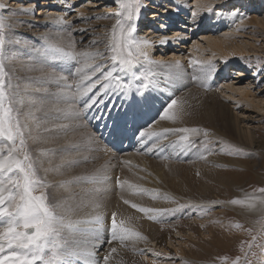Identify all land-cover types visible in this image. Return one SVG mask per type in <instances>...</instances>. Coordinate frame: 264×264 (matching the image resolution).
Listing matches in <instances>:
<instances>
[{
	"label": "rangeland",
	"instance_id": "1",
	"mask_svg": "<svg viewBox=\"0 0 264 264\" xmlns=\"http://www.w3.org/2000/svg\"><path fill=\"white\" fill-rule=\"evenodd\" d=\"M8 1L18 3V0H8ZM19 1L24 2L26 0H19ZM74 1L76 2H73L74 3L72 4L73 7L70 9L68 13V17L65 19L67 23L64 24L60 30L55 28V26L43 27L40 24L39 26L37 22L35 23L32 22L31 20H28L29 17L31 19L41 18L43 16L42 14L49 13L50 12L49 10H53L56 8L60 9L61 7L58 6V4H52L51 6L49 5L36 6L34 9L37 14H33V16H29L28 11L27 12L20 11V8H17V5L11 6L6 10L4 8H0V16L5 17L6 19V28L4 30L5 45L3 50V60H4L5 70L8 73L7 80L10 81V83L13 85L12 91L15 92L19 98V87L17 86L18 85L17 79L21 78L20 76H22L20 65H26V70L29 69V71L25 73V77L30 78V81L33 82V84L35 85V88L33 89L30 97V101L31 99L34 98L33 100L35 103H37L36 105L40 106V110L37 109L38 110L37 112L38 114L39 112H41L43 116L40 115L39 117L41 119L45 118L46 121L48 120V124L55 123L61 125L59 129L60 131L56 129L57 131L56 132L54 129H52L54 130V132H56L53 134L52 133L43 134L40 131L37 132V134L31 133L32 137H34V135L36 137V139H32L31 137L28 138V147L33 157L41 158L42 156H48L49 152L50 151L52 152L53 149L55 153H58L57 155L69 154V156H73V157L77 156L79 158H82L80 159L81 164L79 165L77 164L76 166H72L71 168L75 170L81 168L82 170L79 169L82 172V174L80 175H82L83 177L96 178L95 182L85 181V180L76 181L77 179L75 180V183L78 186H83L81 189L84 191L85 189L88 191L91 190L94 191L96 188H100V187L104 189L108 188L109 184H106L107 181L106 177H108L109 174L112 175V172H113L112 175L113 178L111 179V177L109 176L110 177L109 181L112 180L113 183L114 180L113 184H115V188H117L118 186H119L118 188H120V185L122 184V181L124 179H129V180L132 179V181L134 183L136 182L135 184L137 185L139 183L140 184L139 187H142V189L146 190L143 191L144 194L143 192L141 193V191H138L140 190V188L137 187L135 188L136 195L133 198L131 197V195L128 196V194L125 195L124 193H121V195L122 196L124 195L126 197L121 198L122 196L115 192L117 195H120L118 196V198L117 195L114 193L113 194L114 197H111L113 196L111 195L107 199L105 197L99 199V201L103 200V202L111 203L112 207L109 208L110 212H112V214L116 213V218L118 219L117 220L118 222L123 220L125 221L126 226L129 225V227H135L140 223V221H144V220L142 219V217L139 216L140 214L139 215L135 214L136 208H133L131 206L132 204H134L133 199L139 200L140 195L143 194L145 196L147 190L149 192L150 190L157 189L156 191L163 190L161 192H164L163 188L158 187L159 184L154 178L155 175H157L156 168L155 167L153 168L152 165L148 164L147 160L149 161L158 160L159 162L162 161L161 163L163 164L161 165H163V167L165 168V169L162 168V170H165L166 172L171 171L169 173L170 174L169 177H173L172 179H176L177 181H180V180H184L183 177H184V173L186 172L184 170L185 168L188 171H190V169H195L196 166L199 163H201L200 162L201 160H199L198 157L200 156L201 146H203L205 148V153H206L205 155L207 160L209 162L215 160L217 162V165L220 167L219 170L223 171L224 175L229 177L231 184L234 185L232 188H230L228 185L224 184L225 193H222V195L217 196V198H223L220 199L221 206L215 207L210 205L209 203H204L205 205L203 206L205 207L201 208L202 209L201 211L195 204H191V207L186 206V204H182L186 206L182 208L180 207V205L178 206L176 205L177 209L179 210L178 211L176 210L177 216L176 215H173L174 217L171 216L173 217L172 219L166 220L161 218L160 215H159L160 218L159 216H157L158 220L161 221V223H164L165 227L168 226L170 228V231H172L173 234L176 236L175 237L176 239L173 241L174 244H171L169 242L170 239L167 238L165 240V243H163L162 245L160 244L156 245V243L152 241L149 243H143L141 245L142 248L140 249L138 245L134 244L132 240H129L127 242H122L121 249L125 251L124 252L125 254L127 252V255H131V256L134 255L135 259H133V261L130 264H234V261L238 257L241 260V264H244L245 258H247V260H250L251 264H260L264 253V214L263 215L260 214L256 216L251 215L248 217L246 215L243 216L242 214L243 208L239 204L232 203V201L235 199L240 200L243 195H247V194L248 195L264 194V192L261 191V189H264V114H263L264 110L260 111L259 109H256L254 107L255 103L253 105V102L251 103L250 99L245 100V102L243 101L244 103L240 102L238 100L239 98L238 94L240 93L235 90L233 91L228 90L226 86L221 83H223L224 81L226 82V84L232 83L235 88L246 87L250 90L249 92L250 97L253 98V96H256V100L264 98V26L258 23L250 22V19L254 17L255 18L258 17V19L260 17L264 18V0H233L234 4L231 6L230 9L237 8V10H239L238 18H241L242 22L239 23L238 21H236V24L231 25L230 20H225L219 26L217 25L218 28L216 30H221V32H226V33L227 32L232 33L233 35L236 36L235 40L237 42H244V43L247 42L246 45L248 52L242 54V56L236 60L233 57H228V58L226 57L223 59L217 57L211 60L210 61L211 69H212V65H214V69H217L218 71L216 70L215 73L214 72L213 73L211 72L212 74L210 73L211 75L215 74V76H217L216 78L214 77V80L210 81V84H208L209 83L208 81L210 80V77H208V75L206 77L207 79L204 77V75L203 76L201 75L202 80H204L205 82L203 81V83L197 84V80H198L197 76H199V74L202 73L200 72L199 68H194L189 63L191 56L193 58H199L204 61H209V59H207L210 57L209 50H205V52L202 53L200 52V54H197L196 52L192 51V47L194 44H196L197 41H199V43L203 42L201 40L202 38L201 35L203 33L202 34L199 33L202 31V29H204L203 28L204 21H202V23L200 24V26L203 25V27H200L195 25L196 21L194 22L192 21V19H190V21L188 19L187 21V19H185L186 20L185 22L191 23L190 25L187 24V26L189 27L185 31L190 35L188 37V40H186V43H184L183 47H181L185 55L187 54L190 55L189 57H185V60L187 61L188 64L187 66L188 82L190 81L191 83L189 85V88L191 86L197 89L199 88L198 90L203 91L201 93L200 91H197L196 94L194 93V96L204 101L206 99V95L209 96L210 94L209 91L214 90L217 93H220L219 95L221 98H225L223 100L220 98V100L226 103L228 106H230L231 109L238 112V115H241L242 117L245 118L247 117H251V119L253 118L254 121L249 120V122L251 121L249 125L251 126L254 132V136H255L254 142H248L249 140L246 141L245 139L239 138V135H237V133L235 132L225 133L224 128L218 125L210 126L203 123H201V125L185 123L184 121H186L187 118L190 119L189 117L192 116L190 115V112L192 110L191 108H189L191 106L190 103L188 107H185V109H183V114L179 119L176 120L159 119L160 114L167 105L165 103L163 107L157 109L158 111L156 113H155V108L146 111L147 114L148 112L149 113L151 112L150 113V115L152 116V118L150 119L151 121L148 120L146 123H141L136 127L134 126L135 129L137 130V134H136L137 137H139L140 131L142 130L147 131L149 129L151 131L154 130L157 133H162L163 130L165 129L178 130L182 128H199L200 129L199 134L190 135L189 141L184 142L180 140V136L184 135L183 133H180L178 131L168 132L164 135H159L155 138L153 137L148 141L147 146L150 143L148 147L151 149V151L149 150L147 152V150H143V151L140 150L139 153L138 152L133 153L132 149L126 151L119 150L118 152H116V150L113 148L114 144H112L114 143V131L113 133L108 135H106L104 132L100 134L99 129L97 128V125L94 123L93 120L91 121L84 120L86 122L85 123L86 126H84L81 122L82 119H84V116L81 112L79 113V115H71V114L65 115L63 113H59L55 111L60 107L66 108L69 106V104L67 103L68 97L57 96L54 95L53 93H49V91L51 92L53 87H55L57 90L63 89L65 87V82H57V80L53 77L52 72H54L57 76H63L66 78L70 77V80L72 79V82L76 84L78 80L75 75L76 74L75 68L81 66L79 57L77 58L76 61H72L68 59L53 60L51 58L45 61L44 59L41 58L37 60V59H33L32 57H31L32 58L31 62L26 61L29 59L28 56L29 53L28 52L25 53L26 49L28 48L34 50L35 52L36 47L41 48L42 46L39 45H41L42 38L45 36H50L53 44L59 47H63L66 51L72 50L69 46L71 42L72 44H74L76 52H85V51L95 52L96 50L104 49L109 44V41L111 42L112 39L111 33L113 27L115 26V20H113V18H110L108 14L118 13L120 11L119 3L117 2V0L112 3H109L110 5L113 4L114 6L111 9H110L111 6L110 5L107 6L105 3L106 1L104 0H102L103 2H101L100 0H74ZM91 1L94 2L92 3ZM225 1L227 3L226 5H223V7L226 6L228 7L230 4L229 1L231 0H225ZM0 4L2 3L0 2ZM234 5L236 6L233 7ZM63 6L65 7V4H62V7ZM115 7L116 9L113 10ZM82 8H86L87 10L86 14L85 13L81 14L84 17V19H80L79 17L81 15H79L77 12V10L79 11V9ZM218 10L219 8L216 9L217 12H219ZM103 23H105L104 26L101 25ZM169 23H170L169 30L172 31L173 29H178V28L170 27L176 24V22H174V19ZM191 25H194L195 27L193 28L191 27ZM77 29H86L87 33L90 34L86 36L87 33L86 34L83 33L85 31L83 32L76 31ZM178 30H182V28H179ZM47 31H49L50 35L48 34L45 35ZM53 31L54 32L57 31L56 33H59V35H57L59 36L58 38L54 37L55 35L53 34L54 33ZM62 39H65V41H61ZM38 41L41 43H39ZM93 41L97 43L94 44ZM37 43H39V45ZM176 48L178 51V47H174L173 49ZM162 50L164 51L163 48ZM170 50L171 49H166L165 52L166 51L168 52ZM33 55H37V54H33ZM165 57L168 58V55ZM91 61L93 62V64H98L97 58H94ZM224 61L230 62L231 64H229L228 66L227 74L224 76V78H222L224 73H222L221 71L223 69ZM38 62H41L44 66H46L45 68L42 65L43 68L41 69L42 71L40 72L44 74L49 73L47 78H45L44 82L41 81L43 77L39 76L42 74L39 73L37 74L38 70L35 67L33 68V64H37ZM232 63H236V64L232 65ZM241 66L242 67L246 66V68L244 67L242 68ZM195 78H197V80ZM46 79H48L49 81H46ZM40 82L44 84L43 87L44 90H40L39 88ZM69 82L70 81L68 82L66 81V83ZM163 85L164 84H162V86ZM157 88H160V86L158 85ZM150 89L151 87L148 88V90ZM179 89L180 88H177V90ZM222 89L223 91H221ZM224 90L228 91V93H226ZM231 93L235 95L230 96ZM112 94L110 95V97L113 96ZM144 94H147V92ZM43 104H44V108L41 107ZM71 104H73L71 105L73 108H76L75 102H72ZM260 104L262 105L263 103L260 102ZM147 107H149V105H146L145 107L142 103H140V107L139 105H136L135 111L139 110L140 112H142L143 109ZM14 108H16L18 111L23 113L20 104H14ZM104 110L105 108L103 109V111ZM108 110L109 108H107L106 114H109ZM124 110L126 111L127 109ZM106 114L105 116H107ZM121 116H123V114ZM21 119L22 120L24 119L23 115L21 116ZM33 119H34L33 121L35 122L36 121L35 118ZM181 119L184 121H181ZM29 123L30 121L28 120V124ZM82 126L89 132L88 134L84 135V140H81L80 138L82 137H80L78 134L82 130V129L80 130V127ZM212 128L217 130L218 136L216 135L215 139L206 138L201 143L200 138L197 137L204 129L211 131ZM60 134L63 136H61ZM68 134L70 140L68 138ZM62 137L65 138L62 139ZM44 138L54 146L52 145L47 149L44 145H43L44 147L42 148H38L37 146L36 147L31 146V143L34 140L41 141L42 143L45 140ZM100 144H102L104 148H100L101 147ZM153 144L158 146L154 150L152 148ZM251 144H253V146ZM10 146L11 145L7 143L0 145V147H4L6 149L7 147ZM57 149H59L58 152H56ZM67 151L70 152L67 153ZM133 154H136L137 158L136 155L133 156ZM139 154L142 155L139 156ZM133 159H137V161L136 160L134 161ZM144 159L146 160L147 163L145 162ZM208 161H206V163H208ZM184 164L186 165L184 166ZM168 165L170 166L168 167ZM150 166L152 168H150ZM137 168H139L140 171L137 172ZM126 171L129 172L126 173ZM132 172L134 173L137 172L139 177L137 178L134 177L133 175L134 173ZM141 173H143V175ZM39 175H41V177L42 175H44L42 168H40ZM168 181L170 180L167 179V186L163 184V187L169 188L168 186L171 184V182ZM145 185L149 186L150 188L148 187L146 188ZM226 187L230 188V191H228ZM175 192L178 193L177 191ZM47 193L49 199L51 196L50 187L47 189ZM169 193L173 194V192H169ZM219 193L221 194V192ZM143 195H141V198H144ZM174 200L175 199H172V203L174 202ZM125 201H128V203H125ZM145 201H147V197L144 198L142 202ZM49 202L53 203V200L49 199ZM239 208L241 211L239 210ZM137 216L138 218L140 217L139 220ZM190 230L195 231V233L191 232ZM107 231H108L107 235L104 236L111 237L110 226H109V230ZM178 231H181V233H179ZM221 234L225 236L237 237V240L234 241L231 247H228L226 245L225 247L216 245V242L214 241L211 243V239L213 237L215 238L222 237ZM175 244L177 246H174ZM196 254H198V256ZM153 259L155 263L152 262Z\"/></svg>",
	"mask_w": 264,
	"mask_h": 264
},
{
	"label": "bare ground",
	"instance_id": "2",
	"mask_svg": "<svg viewBox=\"0 0 264 264\" xmlns=\"http://www.w3.org/2000/svg\"><path fill=\"white\" fill-rule=\"evenodd\" d=\"M69 1L70 0H26V1L22 2V1L18 0V3L17 2L14 3V2L8 1V0H1L0 2L3 5H5V7H4L5 10L7 8H10L11 6H15V5H17V8H20V9H25V8L34 9L36 6H48V5L51 6L52 4H58V6L61 7L60 9L56 8V7H55L56 9H53V10L48 9L50 12L47 14L43 13L42 14L43 16L41 18L35 17L36 19H31L29 17L28 20H31L32 22H35V23L37 22L38 25L40 24L43 27H46V26L54 27L55 26V28L60 30L64 24L61 25V24L56 23L57 18L63 16L64 19H66L68 17V13H69L70 9L73 7V5H72V4H74L73 2H76L74 0L73 1L71 0L70 2ZM100 1L103 2L102 0H100ZM104 1H106L105 2L106 5L109 6L110 5L109 3H112L116 0H104ZM223 1H225V0H220V1H218V0H141L140 1L141 5H142L141 9L143 11L142 15H146L147 12H149L152 9H156V10L160 9L164 12V16L162 17L163 19L169 18L170 20L171 19L173 20V18H176L174 20V22H176V24L174 25L175 26L174 28H178V29L182 28V30H178V29H173L172 31L169 30V24L170 23L168 22L167 26L160 24L156 28V30L154 29L155 32L149 30V32L146 33L145 30H142L140 28H136V33L134 34L135 38L139 41L147 40V41L151 42L147 46V50L150 53L151 59L157 60V61H167V62L179 61L180 64L183 66V68H182V70L174 69V68L169 69V68H166L164 65H151L150 66L148 64L141 63L140 65L136 66L134 69H132L130 71H127V72L118 71L116 74H118L121 77L122 83H124L128 86L127 90L126 91L120 90V91H117L116 93H113V94L109 93L108 97L106 99H104L103 104L97 103L96 105H93L92 108L89 109L86 114L82 111V109H83V103H85L88 98H85L84 100L80 99L79 97H77L75 99L67 98V103L69 105H73L74 103L73 104H71V103L75 102L76 108L78 110H81L80 112L84 116V119H82V121H81L82 124L84 126H86V124H85L86 122L84 120H86V121L87 120L88 121L93 120L94 123L97 125V128L99 129L100 134H102L104 132L106 135H108V134L113 133V131H114V143H112V144H114L113 148L116 150V152H118L119 150L126 151V150H131V149H132L133 153H137V152L139 153L140 150H142V151L147 150V152H148L150 150V148L148 147L150 145V143L148 146H147V143L150 139L145 138L144 141H141L140 138L137 137V135H136L137 130L135 129V127L141 123H146L148 120H150L152 118V116L150 115L151 112L150 113L148 112V114L146 113L147 110L155 108V113H156L158 111L157 110L158 108L163 107L165 105V103L167 104L172 98H175V99H177V102L179 103V104L177 103V108L179 106H182L183 109H185V107H188L189 103L191 104V106L189 108L192 109L190 112V115H192L191 116L192 118L189 117L190 119L187 118L186 121L181 119V121H184L185 123H188V124H196V125H201V123L207 124L210 126L218 125V126L224 128L225 133L235 132V133H237V135H239V138L245 139L246 141L249 140L248 142H254V140H255L254 132H253V129L251 128V126L249 125V123L251 122V121L249 122V120L254 121L253 118L252 119H251V117L245 118V117H242L241 115H238V112L231 109L230 106H228L226 103H224L223 101L220 100V98H221L219 95L220 93H217L214 90L209 91L210 92V94L208 93L209 96L206 95V99L203 101L202 99H198V97L194 96V93L196 94L197 91H200V90H198L199 88L197 89V88H194L191 86L189 88V85L191 83H190V81L188 82V68H187L188 64H187V61L185 60V57H189L190 55L189 54L185 55V53H183V50L181 47H183V44L186 43V40H188V37L190 34H188L185 31L189 27V26H187V24L190 25L191 23L185 22L186 21L185 19H187V21H188V19H189V21H190V19H192V21H194V22L196 21L195 22L196 26H200L202 21H204V23H203L204 27H203V25L200 26V27H203L204 29H202V31L199 33V34L203 33L201 35V37H202L201 40L203 42L199 43V41H197L196 44L193 45L192 51L196 52L197 54H200V52L202 53V52H205V50H209L210 51V57L207 58V59H209V61H211L217 57H220L221 59L226 58V57L227 58L233 57L236 60L239 57H241L242 54L248 52L247 45H246L247 42L246 43L237 42L235 40L236 36L233 35L232 33H229V32L226 33V32H221V30H216L218 28L217 25L219 26L225 20H230L231 25L236 24V21H238L239 23L242 22L241 18H238L239 10H237V8L236 9L235 8L230 9L231 6L234 4V1L233 0L229 1L230 4L228 7L227 6L223 7V5H226V3H227L226 1L225 2H223ZM91 2L93 3L94 1H91ZM23 4L26 6H24ZM62 4H65V7L64 6L62 7ZM110 6H111L110 9L112 7H114L113 4ZM235 6L236 5H234L233 7H235ZM143 7H146V9L143 10ZM209 8H211V11L207 10ZM217 8H219V10H218L219 12L216 11ZM115 9H116V7L113 10H115ZM165 9H167V11H165ZM86 11H87L86 8L79 9V11L77 10L79 15L84 14V13L86 14ZM110 14H112V13H109L108 15L110 18H113V20H115V24H116L117 19H123V17H121V16L110 15ZM28 15L33 16V13L31 11H28ZM250 22L258 23V24L264 26V18H261V17L259 19H258V17L257 18H255V17L251 18ZM149 23L150 22H146L145 24L149 25ZM101 25L104 26L105 23H103ZM126 27H127V25H125V28ZM191 27L194 28L195 26L191 25ZM149 29H152V27H150ZM56 32L57 31H55L53 34L55 35L54 37L58 38L59 36H57V34H59V33H56ZM83 33L86 34L87 31H85ZM47 34L50 35L49 31H47L45 35H47ZM88 34H90V33H87L86 36ZM43 35H44V33H43ZM83 37H85V36H83ZM163 40H166L167 43H161V41H163ZM61 41H65V39H62ZM181 41H183V42H181ZM39 43H41V42H39ZM39 43H37V44L39 45ZM110 45H111V42L109 41V44L104 49H99V50L95 51V52L98 51L101 53L100 56L96 57L98 59L97 63L102 64L105 69L111 68L112 63H113L111 61ZM39 46H42V43ZM174 47H178V51H177V48L173 49ZM37 48H39V47H36V49ZM162 48L164 49V51H162ZM166 49H171V50L168 52L167 51L165 52ZM26 52L29 53V55H28L29 59L26 61L31 62L32 58L37 59V60L40 59V57L38 55H33V54H36L34 52V50L27 48L25 53ZM18 53H19V50H18ZM167 55H168V58L165 57ZM201 56H202V54H201ZM191 59H194V58L191 56L190 60ZM90 63H93V62L91 61ZM229 64H231V63L224 61L223 69L221 71L222 73H224L222 78H224V76L227 74ZM233 64H236V63H232V65ZM42 65L43 64L41 62H38L37 64H33V68L35 67L38 70L37 74L38 73L42 74L39 76L43 77L41 81L44 82L45 78H47L49 73L44 74V73L40 72V71H42L41 69L43 68ZM20 66L19 67L21 68V72H22L21 75L22 76H20L21 78L17 79V84H18L17 86L19 87V99H22L24 102L23 105H21V107H22L21 110L23 113H27L29 110H31L35 113V120H36L35 122L33 121L34 120L33 118H31V117L28 118V120L30 121L29 126H30V128L32 127V129H31L32 133L37 134V132H39V131L42 132L43 134L44 133H47V134L56 133L57 132L56 129L59 130L61 125L55 124V123H52V124L49 123L48 124V120L46 121L45 118L41 119L39 117L40 115H42L41 112H39V114L37 112L38 110H40V106L36 105L37 103L34 102V100H33L34 98L31 99V101H30V97H31L33 89L35 88V85L33 84V82L30 81V78L25 77V73H27L29 71V69L26 70V65H20ZM44 67L46 68V66H44ZM243 67L246 68V66H243ZM239 68H240V66H239ZM216 70L217 69H214V65H212V69L208 74V77H210L208 84H210V81L214 80V77L215 78L217 77V76H215V74L211 75L213 72L215 73ZM19 71H20V69H19ZM52 73L55 74L54 72H52ZM75 75H76L77 80L79 82L80 75L78 73H76ZM201 75L203 76V74H199V76H197L198 80H197V78H195L197 80V84L203 83V81H204V80H202ZM34 81H36V80H34ZM46 81H49V80L46 79ZM66 81L67 82L70 81L67 84L72 85L71 89H67L66 87H64L63 89L57 90L55 87H53L51 92L48 90L49 93H53L54 95L56 93H59L60 91H65V92L71 91V92L75 93V91H76L75 86L78 82L76 83L74 81L76 83V84H74L72 82V79L70 80V77L67 78ZM146 82L148 84V87L145 89V88H143V85ZM162 84H164V85L162 86ZM221 84L225 85L226 88L230 91H233V90L238 91L240 93V94H238V97H239L238 100L240 102L244 103L245 100L250 99L251 103L253 102V105L255 103L254 107L256 109H259L260 111L264 110V105H263L264 104V100H263L264 98L259 99L260 101L256 100V96H253V98H251L250 94H249L250 90L248 88H246V87L235 88L232 83L226 84L225 81ZM158 85L160 86V88H157ZM43 87H44V84L40 82V86H39L40 90H44ZM149 87H151L150 90H148ZM177 88H180V89L177 90ZM98 89H99V86H97V89H94L93 91L95 92ZM37 90H39V89H37ZM166 90H168V91H166ZM221 91H223V89ZM141 92H143V95L140 94ZM146 92H147V94H144ZM201 92H203V91H200V93ZM225 92L228 93V91H225ZM225 92H224V94H225ZM233 93H231L230 96L235 95ZM111 94L113 96L110 97ZM117 95H118V97H117ZM116 97H117V99H116ZM221 99L223 100L225 98H221ZM260 102L263 104L261 105ZM140 103H142L145 107H146V105H149V107L143 109L142 112H140L139 110L135 111L136 105H139V107H140ZM248 104H249V102H248ZM41 107L44 108V104ZM47 107H48V105H47ZM104 108H105V110L103 111ZM107 108H109V110H108L109 114H106ZM124 109H127V110L125 111ZM47 110H48V108H47ZM53 110H55V109H53ZM110 111H111V114H110ZM105 114L107 116H105ZM122 114H123V116H121ZM37 125H39V128H37ZM45 129H51V131H45ZM52 129H54L56 132H54V130H52ZM81 129L84 131H82ZM80 130L81 131L78 134L83 139L80 137L79 138L81 140H84V135L88 134L89 132L83 126L80 127ZM216 135H217L216 129L212 128L211 131L204 129L197 138H200V142L202 143L203 140H205L206 138L215 139ZM61 136H63V135H61ZM34 137H35V135H34ZM43 137H44V135H43ZM40 138H42V137H40ZM64 138L62 137V139H64ZM68 138H69V134H68ZM237 138H238V136H237ZM69 140H70V138H69ZM34 141H35V143H34ZM34 141L31 143L32 147L37 146L38 148H42L45 146L47 149L53 145V144L49 143L46 139L42 143H41V141H38V140H34ZM70 142H72V141H70ZM64 143H65V141H64ZM59 145H61V144H59ZM100 145H101L100 148H104V146L102 144H100ZM251 145L253 146V144H251ZM62 146H63V144H62ZM78 148H79V146H78ZM159 149H157V150H159ZM5 150H6V148H5ZM53 151L54 150L52 149V152L51 151L49 152L50 156L49 155L48 156H42L39 159L40 160L42 159L41 161L43 162L41 168H42L44 175H42V177H44L46 179V181L52 185L50 187V195L51 196L49 199L53 200L54 204L60 203L62 205V207L57 209V210L64 212L66 208H70L71 212L68 213V215L71 219H87L91 215H94L97 211L100 212L104 216V226L99 233V240L97 241L95 238H90V242H88L86 244H81L78 248L77 255L75 257L71 258L69 261L65 262V264H105V261L103 259L105 256L108 257L107 264H125V263L130 264L133 261V259H135V257H134V255L133 256L127 255V252H126V254L124 253L125 251H123L121 249L122 242H120L119 240H111L110 236H104V235H107V232H108L107 230H109V226L111 225V219H112L111 214H112V212H110L109 208L112 207V205L110 202H103V200L99 201V199L103 198V197H105L107 199V198H109V196L113 195L115 192L120 194V195H121V193H124L125 195L128 194V196L131 195V197L133 198L136 195L135 188L139 187L140 184L139 183H138V185L135 184L136 182L134 183L132 181V179L131 180L124 179L122 181L123 187L118 188L119 187L118 186L117 188H115V184H113L114 180H113V183H112V180L109 181L110 177H111V179L113 178L112 177L113 172H112V175L109 174L110 173L109 172L108 177H106V180H107L106 184H109L108 188L104 189V188L100 187V188H96L94 191H92V190L88 191L86 189L84 191L81 189L83 186H78L75 183L76 178H78L79 176H82V175H80V174H82V172H81L82 169L79 168L81 170H79V169L75 170V169L71 168L72 166H76L77 164L78 165L81 164L80 159H82V158H79L77 156L76 157L69 156V154L66 155L63 153H62L63 155H57L58 153H55V151L53 153ZM58 151H59V149H57L56 152H58ZM69 152L67 151V153H69ZM5 154H6V151H5ZM205 154H206L205 148L203 146H201L200 156L198 157L199 160H201L200 161L201 163H199L196 166L197 171H196V168L190 169L189 167L188 168L190 169V171H188L184 167L186 164H184L183 167L185 168L184 170L186 172L184 173V177H183L184 180H180V181H177L176 179H172L173 177H169V175H170L169 173L171 171L166 172L165 170H162V168H164L163 165H161V164H163V163H161L162 161L159 162L158 160L157 161L147 160L148 164L152 165L153 168L154 167L156 168V170H157L156 174L157 175H155V177L153 175L152 176L156 179L157 183L159 184L158 187L163 188L164 192H161L163 190L160 191L159 188H158V190L160 192L156 191L157 189L156 190L155 189H153V190L149 189L150 190L149 192L147 190L148 194L145 192L146 195L144 196L143 195L144 192L141 191V193L143 192V194H141V195H143L144 198L147 197V201H145V202L148 204H146L145 202H142L144 200V198H141V195H140L141 199L139 198V200H142V199L143 200L139 201L138 199H133L134 204L139 205L141 207H148V208H155V209H169V210L176 209L177 211L179 210V209H177V206L182 205V204H186V206H188V207H191V204H195L201 211H202L201 208L205 207V206H203V205H205L204 203H209L212 206L220 207L221 206L220 205V203H221L220 199H223V198H217V196L222 195V193H225L224 184L228 185L230 188H232L234 185L231 184L229 177L224 175L223 171L219 170L220 167L217 165V162L215 160L212 162H209L207 160ZM74 155H75V153H74ZM76 155H78V154H76ZM134 155H136V154H133V156ZM141 155L142 154H139V156H141ZM126 158H127V156H126ZM136 158H137V155H136ZM141 158H144V157H141ZM130 160H132V159H130ZM130 160H128V161H130ZM133 160L137 161V159H133ZM199 160H197V161H199ZM69 161H78V163L69 164ZM206 161H208L209 164L206 163ZM142 162H144V161H142ZM145 162H146V160H145ZM143 164H145V163H143ZM164 164H166V163H164ZM169 166L170 165H168V167ZM152 167L150 166V168H152ZM158 170H160V171H158ZM138 171H140L139 168H137V172ZM128 172L126 171V173H128ZM137 172H135V173L132 172V173H134L133 175L136 178L139 177ZM141 174L143 175V173H141ZM167 179L170 180L168 182H171V184L168 186L169 188L163 187V184L167 186ZM145 182H146V180H145ZM135 185H136L135 188L131 187V186H135ZM147 187L150 188L149 186H146V188ZM139 188L142 189V187H139ZM230 188H227V190L230 191ZM172 189L177 191L178 193H176ZM138 191H140V190H138ZM169 192H173V194L172 193L170 194ZM219 192H221V194ZM120 195H117V198ZM111 197H114V195ZM123 197H126V196L123 195L121 198H123ZM172 199H175L174 200L175 203L174 202L172 203ZM118 200H116V201H118ZM240 200L243 201V203L239 204L243 208V210H242L243 216L246 215L248 217L251 215L256 216V215H260V214L263 215L264 214V194H261V195H257V194L256 195H248L247 194V195H243ZM104 201H106V200H104ZM120 202H122V201H120ZM114 204H116V203H114ZM250 205H254V207H250ZM186 206L184 205V207H186ZM239 210H240V208H239ZM177 211H168L166 213L160 214V216H161V218L166 219V220L172 219L174 217L173 215L177 214ZM135 214H137V215L140 214L139 216L142 217V219L144 221H140V223L138 225H136L135 227H129V225L127 227L132 228L135 231L140 232L142 234V237L146 238V239L137 238V239L132 240L134 242V244L138 245V247L140 249L142 248L141 245L143 243H149L152 241H154V243H156V245H158V244L162 245L163 243H165V240L167 238L170 239L169 242L171 244H174L173 241L176 239L175 238L176 236L173 234L172 231H170V228L168 226L165 227L164 223H161V221L158 220V217H156V219H152V218H150L151 214L143 213V212L139 211L138 208H136ZM160 216H159V218H160ZM171 216H173V217H171ZM137 218H138V216H137ZM139 218H138V220H139ZM172 225H174V224H172ZM177 229H178V227H177ZM190 231L195 233V231H193V230H190ZM178 232L181 233V231H178ZM221 235H222V237H219V238L213 237L211 239V243L214 241V242H216V245H220V246H224V247L226 245L228 247H231V245H233L234 241L237 240V237H234V236H225L223 234H221ZM80 238L81 237L77 236V239H80ZM124 242H127V241H124ZM174 246H177V245L175 244ZM113 248L116 249V252H111V249H113ZM89 252L93 253V255H88ZM196 255L198 256V254H196ZM152 262L155 263L154 259L152 260ZM260 264H264V253H263V258H262Z\"/></svg>",
	"mask_w": 264,
	"mask_h": 264
},
{
	"label": "snow or ice",
	"instance_id": "3",
	"mask_svg": "<svg viewBox=\"0 0 264 264\" xmlns=\"http://www.w3.org/2000/svg\"><path fill=\"white\" fill-rule=\"evenodd\" d=\"M117 2L120 12L110 15L121 16L123 19H117L111 33L110 52L113 62L111 68L105 69L102 64L89 62L100 56V52H76L75 46L71 42L69 46L72 50L66 51L63 47L53 44L50 36L43 37L42 47L35 49V53L45 61L49 58L72 61L80 58L81 66L75 68V72L80 75V80L75 86V93L61 91L55 95L71 99L79 97L84 100L88 98L83 103L82 111L85 114L93 105L103 104L109 93L127 90L128 86L122 83L121 77L116 74L118 71H130L141 63L150 66L164 65L169 69L182 70L183 68L179 61L167 62L151 59L147 50V46L151 42L139 41L135 38L136 20L142 6L140 0H117ZM4 7L5 5L0 4V8ZM207 10L211 11V8ZM20 11H31L33 14H37L35 9L25 8ZM79 18L84 19L82 15ZM56 23L63 25L67 21L61 16L57 18ZM125 25H127L126 28ZM5 28L6 19L0 16V145L5 143L11 145L6 150L4 147H0V264H65L77 255L81 244L90 242V238L99 240V233L104 226V216L97 211L87 219H71L68 215L71 212L70 208L61 212L57 210L62 207L60 203L49 202L47 189L52 185L39 175L43 162L39 158L33 157L28 147V138L36 139V137H32V130L28 124V118H35V113L31 110L21 113L14 108V104L23 105L24 102L12 91L13 85L7 80L8 73L3 60ZM76 31L87 30L77 29ZM93 43L97 42L93 41ZM161 43H167V41L163 40ZM189 63L194 68H199L205 78L209 74L210 61L194 58ZM53 77L57 82H65L67 89L72 88V85L66 83V77L56 74H53ZM97 86L99 89L94 92L93 90L97 89ZM147 87L146 82L143 88ZM140 94L143 95V92ZM177 103V99L172 98L160 114L159 119H179L183 114V107L177 108ZM56 111L65 115H79L81 110L69 105L66 108H58ZM22 115L24 116L23 120L21 119ZM45 131H51V129H45ZM172 131L183 133L180 140L188 142L190 135L199 134L200 129H165L162 133L150 129L142 130L139 133V138L144 141L145 138L151 139ZM156 147L158 146L152 145L153 149ZM75 163L78 161H69V164ZM76 179L77 181L91 182L96 180L95 177H78ZM120 187H123V184ZM131 187L135 188L136 186ZM140 191L146 190L140 189ZM261 191L264 192V189ZM232 203L241 204L243 201L235 199ZM131 206L138 208L143 213L151 214L150 218L152 219H156L162 213L176 211V209L141 207L136 204ZM180 207L182 208L184 205H180ZM250 207H254V205H250ZM110 232V239L120 242L137 238L146 239L140 232L127 227L125 221L118 222L116 213L112 214ZM77 236L81 238L77 239ZM111 252H116V249H111ZM88 255H93V253L89 252ZM103 259L107 264L108 257L105 256ZM234 264H241L239 257L234 261ZM244 264H251V261L245 258Z\"/></svg>",
	"mask_w": 264,
	"mask_h": 264
}]
</instances>
